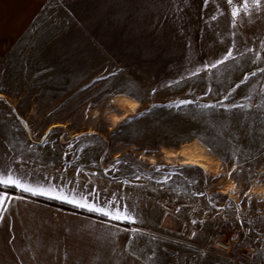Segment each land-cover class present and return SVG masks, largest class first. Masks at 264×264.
Returning a JSON list of instances; mask_svg holds the SVG:
<instances>
[{"label":"rangeland","instance_id":"obj_1","mask_svg":"<svg viewBox=\"0 0 264 264\" xmlns=\"http://www.w3.org/2000/svg\"><path fill=\"white\" fill-rule=\"evenodd\" d=\"M240 7L227 0H88V64L0 62V73L71 77L61 87L81 94L50 98L61 111L42 115L75 123L62 131L101 133L135 161L141 180L150 179L159 204L126 205L137 222L114 225L126 233V249L152 263L225 264L212 246L218 237H235L264 259V10L242 14L234 27L231 14ZM229 50L230 59L211 67ZM71 101L76 109L68 113ZM187 143L200 147L211 173L179 156ZM234 160L242 171L229 176Z\"/></svg>","mask_w":264,"mask_h":264},{"label":"crops","instance_id":"obj_2","mask_svg":"<svg viewBox=\"0 0 264 264\" xmlns=\"http://www.w3.org/2000/svg\"><path fill=\"white\" fill-rule=\"evenodd\" d=\"M14 58L88 64V0H0V62ZM71 79H61L60 73H0V168H11L33 186L94 192L100 201L134 208L159 204L156 187L150 179L141 180L130 156L110 148L111 140L88 130L62 131L75 130V123L42 115L61 111L59 101L50 98L81 94L71 84L61 87V80ZM83 93L87 100L88 88ZM72 102L68 113L76 109ZM30 112L38 114L30 117ZM7 191L25 199H16L0 223V264H155L126 249L122 228L73 211L84 209L15 188Z\"/></svg>","mask_w":264,"mask_h":264},{"label":"snow or ice","instance_id":"obj_3","mask_svg":"<svg viewBox=\"0 0 264 264\" xmlns=\"http://www.w3.org/2000/svg\"><path fill=\"white\" fill-rule=\"evenodd\" d=\"M205 6L208 5L209 0H203ZM229 5L238 4L241 5L239 10L232 11L233 18V26H237L239 23V18L242 14H248L253 10H264V0H227ZM211 19L215 20L216 17L212 16ZM233 53L231 50L227 52V55L223 57V59L218 60L216 63L212 64L211 67H216L218 64H222L228 59L232 57ZM258 71H264V69H258ZM255 75V72L252 73ZM103 78V77H101ZM136 99H139L137 96ZM185 103H190L189 101H180V105ZM170 106H178V105H170ZM214 105H204V107H213ZM228 107H239L243 111L247 106L245 105H231ZM258 107H264V105H260ZM144 113H138V115H143ZM211 151V149H209ZM226 162V161H225ZM157 171L160 169L157 168ZM239 171H242V166L240 165L238 160L233 161L232 171L228 173L229 176H232L233 173L239 175ZM251 173L249 174V180L246 181L250 183ZM219 178V176H217ZM139 179V177H137ZM171 179V174L166 176L162 183H167V181ZM10 188H15L17 191L21 193L30 194L33 197H44L49 200H55L57 202L68 204L73 206L76 209H84L89 213L96 214L101 217H105V221H101L100 223H109V222H119V223H129L135 224L137 221L134 219V215L132 209L126 205H123L118 200H103L100 201L97 194L94 192H89L88 194L77 193L76 189H69L67 192L63 187L51 186L48 188L43 187L42 185L33 186L28 182L24 181L20 176H17L11 168H0V223H3L6 215L9 214L11 206L14 204L16 199H25L24 196L16 197L10 194L7 190ZM246 196L251 199L249 193H245ZM79 196V198H77ZM89 196L92 197V200H89ZM195 223V221H193ZM115 226V225H114ZM137 234L138 231H137ZM195 235V233H193ZM235 240V237H233Z\"/></svg>","mask_w":264,"mask_h":264},{"label":"built area","instance_id":"obj_4","mask_svg":"<svg viewBox=\"0 0 264 264\" xmlns=\"http://www.w3.org/2000/svg\"><path fill=\"white\" fill-rule=\"evenodd\" d=\"M212 246L223 257L225 264H264V259H256L254 248L239 247L237 240L218 237L212 241ZM205 251L207 246L203 249V252Z\"/></svg>","mask_w":264,"mask_h":264},{"label":"bare ground","instance_id":"obj_5","mask_svg":"<svg viewBox=\"0 0 264 264\" xmlns=\"http://www.w3.org/2000/svg\"><path fill=\"white\" fill-rule=\"evenodd\" d=\"M178 154L184 159L185 163L197 164L205 172H212V168L206 163L208 158L204 157L198 145L187 143L181 147Z\"/></svg>","mask_w":264,"mask_h":264},{"label":"trees","instance_id":"obj_6","mask_svg":"<svg viewBox=\"0 0 264 264\" xmlns=\"http://www.w3.org/2000/svg\"><path fill=\"white\" fill-rule=\"evenodd\" d=\"M52 205H57V204H52ZM73 211L77 212L78 214H81V215H84V216H88L89 218L96 219V220H99V221H105L106 220V218L98 216L96 214L87 213V212H84V211H81V210H73ZM109 223L116 224V225L122 226L124 228H129L130 227L128 224H120V223H116V222H109Z\"/></svg>","mask_w":264,"mask_h":264}]
</instances>
